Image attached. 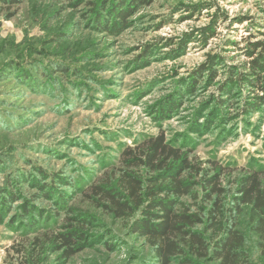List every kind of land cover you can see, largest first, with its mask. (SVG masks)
Instances as JSON below:
<instances>
[{
	"label": "rangeland",
	"instance_id": "rangeland-1",
	"mask_svg": "<svg viewBox=\"0 0 264 264\" xmlns=\"http://www.w3.org/2000/svg\"><path fill=\"white\" fill-rule=\"evenodd\" d=\"M150 1L125 27L119 0L0 2V264H159L132 219L86 197L144 137L216 161L233 193L264 173V105L248 110L264 93L245 68L247 44L264 45V0ZM73 229L85 239L65 259L52 239ZM238 229L264 264L250 207Z\"/></svg>",
	"mask_w": 264,
	"mask_h": 264
},
{
	"label": "trees",
	"instance_id": "trees-1",
	"mask_svg": "<svg viewBox=\"0 0 264 264\" xmlns=\"http://www.w3.org/2000/svg\"><path fill=\"white\" fill-rule=\"evenodd\" d=\"M9 0H0L8 3ZM17 4L23 0H10ZM150 0H119L114 15L119 27H125L132 7H143ZM127 7L126 9H123ZM114 30L119 31L115 26ZM248 82L264 93V45L247 44ZM197 79L203 72H198ZM219 104L228 105L225 100ZM264 105L256 96L248 110ZM120 169L104 174L89 189L86 197L119 220H133L132 233L151 249L159 264H252L245 249L246 237L238 229V218L250 207L253 231L264 238V173L249 171L241 176L235 193L224 185L227 172L216 161L191 158L164 133L147 136L126 147L119 156ZM208 165V167L206 166ZM85 239L78 229L57 234L52 244L70 259Z\"/></svg>",
	"mask_w": 264,
	"mask_h": 264
}]
</instances>
